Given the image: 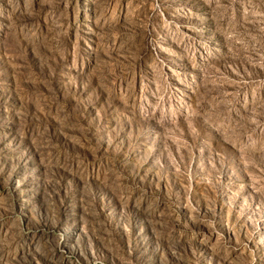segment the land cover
I'll use <instances>...</instances> for the list:
<instances>
[{
	"label": "rangeland",
	"instance_id": "1",
	"mask_svg": "<svg viewBox=\"0 0 264 264\" xmlns=\"http://www.w3.org/2000/svg\"><path fill=\"white\" fill-rule=\"evenodd\" d=\"M0 264H264V0H0Z\"/></svg>",
	"mask_w": 264,
	"mask_h": 264
}]
</instances>
